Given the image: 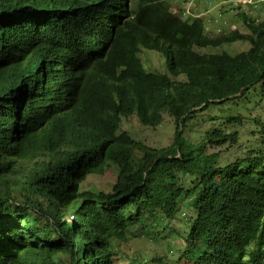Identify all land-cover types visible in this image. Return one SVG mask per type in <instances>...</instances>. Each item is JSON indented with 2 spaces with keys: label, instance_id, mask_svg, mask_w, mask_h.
<instances>
[{
  "label": "trees",
  "instance_id": "1",
  "mask_svg": "<svg viewBox=\"0 0 264 264\" xmlns=\"http://www.w3.org/2000/svg\"><path fill=\"white\" fill-rule=\"evenodd\" d=\"M230 1L246 31L212 34L203 15L175 13L168 0H0L8 124L17 133L0 137V264H115L119 242L179 218L181 206L195 215L177 258L150 261L264 264V156L244 136L251 115L236 108L249 92L264 101V18L249 12L264 0ZM227 20L216 19L221 29ZM140 48L164 50L167 71L145 69ZM61 108H86L99 127L132 111L153 125L166 112L174 130L159 149L122 132L105 150V135L99 145L77 137ZM205 109L222 115L209 114L205 130L207 119H196L192 140L190 120ZM56 145L66 146L57 156L70 177L50 168ZM229 146L234 157L220 165ZM106 168L113 182L81 188ZM34 204L46 215L41 227ZM131 255L129 264L145 257Z\"/></svg>",
  "mask_w": 264,
  "mask_h": 264
},
{
  "label": "rangeland",
  "instance_id": "2",
  "mask_svg": "<svg viewBox=\"0 0 264 264\" xmlns=\"http://www.w3.org/2000/svg\"><path fill=\"white\" fill-rule=\"evenodd\" d=\"M168 4L171 11L175 13L180 9H184L186 12L191 14H199V16L203 15L208 27L213 28L212 34H215L216 32L220 33L223 32V30H229L234 27L240 31H246V28L244 27L245 25L243 24L242 20L239 19L240 16L236 14L233 8L236 3H233L230 0H168ZM183 4H185L186 8L182 6ZM246 8H248V6H246ZM257 10L258 12L249 10V12H251L250 15L252 16V18L256 20L264 18V9L259 8L258 6ZM210 17H212L211 20H208V18ZM216 19L218 20V22H223V20L228 19L226 21V24L228 23V28L225 27L221 29L222 24H219ZM217 28L219 29L217 30ZM157 53V51L146 48H142L140 50L139 55L141 60L145 62H142L145 68L151 70L154 68L152 66L155 65L157 56L155 54ZM160 55L161 60L157 61V64H160L162 61L165 64L166 57H164L162 54ZM146 63H150L151 67ZM156 69L163 70L164 68L162 66H158V68ZM180 78L182 77L180 76L179 79ZM258 98L255 97L252 92H249L245 98H242V102L236 108H238V111L243 112L247 116L251 115L248 119L246 130H243V132L247 131V135L244 136L247 137L249 143L251 144H255L257 142L256 140H258L255 149L261 156H264V143L262 142V140H264V101H261V99ZM0 104H2L1 101ZM214 111L215 110L205 109L200 111L195 117H193L190 120V127L188 128L189 131H187V136H189L192 140H195L197 135L195 132L197 131L193 129V123L196 122V119L197 121L201 117L203 119H207L209 114H217L218 116L222 115L221 110H217L216 112ZM216 121H221L223 123L224 118H217ZM134 124H137V120L134 117L123 118L121 122V128L131 130L129 132L131 137L146 147L159 149L160 145H165V142H169L172 138L174 126L172 119L167 114H165V116L163 114L161 122L156 125H144L139 123V127L135 131L132 128ZM207 125L208 119L200 130L208 129L210 126L207 127ZM241 133L242 130H238L239 136H241ZM198 139L196 138L197 141H199ZM208 151H211V147L208 148ZM228 151L229 153L227 154L219 153V155H221V159L220 161H218L220 165H222L225 160H230L234 157L233 153L235 152V149H232L231 146H229ZM15 169L16 171L18 170L17 167ZM16 179L18 178L16 177ZM113 180V173L106 168L100 175L88 176L82 183L81 187L82 189H84L90 184L99 186L101 182L107 183L113 182ZM37 200L38 202H40L39 205L45 206V202H43L42 199L40 200L39 198ZM32 206L35 210H30L31 215H33L34 217L38 216V226L41 227L45 223L46 215L45 213H36L39 207L37 208V205L35 204ZM179 210L183 211L180 212L179 218L174 217L170 221L163 219L159 222V225H154L149 234L129 237L126 241L119 242V244L117 245L118 252L117 256L115 257V264H129L132 259V253L137 257H140L142 255L145 256L143 257V260L140 262V264L160 263L158 261H150L148 255L150 258L162 256L168 261L175 260L177 258V251L179 249L178 243L180 238L182 239L183 236L182 233H186L188 226L195 215V211L192 207L184 208L181 206ZM173 226L177 227L175 231H172ZM140 228L141 225L135 227L136 233H140ZM155 235L157 238L155 237ZM186 262L188 263L189 261L182 260L179 264H185ZM172 263L173 262H171V264Z\"/></svg>",
  "mask_w": 264,
  "mask_h": 264
},
{
  "label": "clouds",
  "instance_id": "3",
  "mask_svg": "<svg viewBox=\"0 0 264 264\" xmlns=\"http://www.w3.org/2000/svg\"><path fill=\"white\" fill-rule=\"evenodd\" d=\"M233 1L245 2L246 0H233ZM182 6L184 8H186L185 5H182ZM184 12L188 13L185 10H184ZM141 49L142 48H140V50ZM140 50H139V52H140ZM154 51H157L158 53L155 54L157 56H156L155 65L152 66V67H154L152 70L156 71V72H160V73L166 72L167 71L166 65L169 62L167 55L164 54V52H163L164 50H154ZM139 52H138L137 56L139 57V59L142 63L144 61L141 60ZM160 54H162L164 57H166L165 64L163 61L160 64H157V61L161 60ZM147 65H149L151 67L150 63H148ZM142 66H144L143 63H142ZM158 66H162L164 69L163 70H157L156 68H158ZM7 68H8V63H7L6 58L3 54L2 47H0V101L2 102V104H0V137H4V138H6L7 136H11L13 134H16V136H17L15 129L11 128L10 124H8V108L7 107H8V97H9V94H11L10 93L11 89H10L9 84L7 82V72H8ZM145 69H147V68H145ZM147 70H151V69H147ZM169 77H170V79H172L171 76H169ZM179 77H180V75L176 77V80L182 81V78L179 79ZM181 77H183V76H181ZM111 80H113L114 82L118 81L116 78H113ZM11 102H12V98H11ZM63 103L66 105L68 102H63ZM79 104H81V103H79ZM79 104H77L76 106L77 107H83L82 104H81L82 106ZM84 107H86V106H84ZM196 107H199V106H196ZM196 107L194 106V107H192V109H195ZM85 109L81 110L79 112L70 113V112L66 111L64 108H61L62 116L64 117V119L68 123H71L73 125V129H74L77 137H86L90 141L91 144L99 145V144H101V142L103 140V135H105L106 139L109 141V144L105 148V150L115 147V137L120 135L122 132H126L131 140L139 143L138 141L134 140L131 137V135L129 133L131 130H126V129L121 128V122H122L123 118H128V117H134L137 120V124H134L132 127L133 130H135V131L139 127V123L144 124V123H142V120L140 119V117L138 116L136 111H132L129 114H120L118 116V121L116 122V125L114 127L109 126L107 121L105 122L103 127H99V126H96L94 124V121L98 120L96 117L93 118V116H95V115L92 112L88 111L87 109L85 110ZM198 111L200 112V110H198ZM77 113L84 114V116L79 117ZM163 114H164V116H165V114L168 115V113H166V112H163ZM163 114H162L160 121L156 124H159L161 122V120L163 118ZM169 117L172 119V122H173V118L171 116H169ZM156 124H153V125H156ZM144 125H148V124H144ZM43 129L49 130L50 127H44ZM36 132L38 135V127L36 129ZM132 133H133V131H132ZM3 140H5V139H3ZM3 140H0V141H3ZM170 141H171V139H170ZM167 143L168 142H165V145H160L159 147H164L167 145ZM139 144L144 147V150L155 149V148L146 147L141 143H139ZM65 148H66V146H57V145L54 147L53 150L56 151V153H55L56 156H54L56 164L54 166H50V168L52 170H57L56 172H58L59 174L64 176V178L72 176V173H73L69 167L64 166L65 157L64 156H57L60 153V151L64 152ZM37 158H38V156H37ZM18 172H19V170H18ZM16 180L19 181V178ZM17 186H19V185L17 184ZM191 221H193V218ZM190 224H191V222H190ZM190 224H189V226H190ZM189 226H188V229H189ZM188 229H187V231H188Z\"/></svg>",
  "mask_w": 264,
  "mask_h": 264
}]
</instances>
